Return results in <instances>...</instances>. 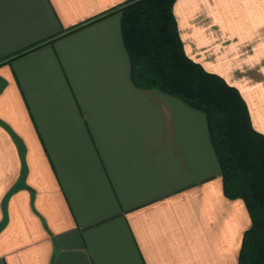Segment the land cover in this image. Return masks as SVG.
Wrapping results in <instances>:
<instances>
[{
	"label": "crops",
	"instance_id": "0c3cea01",
	"mask_svg": "<svg viewBox=\"0 0 264 264\" xmlns=\"http://www.w3.org/2000/svg\"><path fill=\"white\" fill-rule=\"evenodd\" d=\"M127 0H0V264H238L206 117L135 86ZM186 56L264 135V0H175Z\"/></svg>",
	"mask_w": 264,
	"mask_h": 264
},
{
	"label": "trees",
	"instance_id": "16d2710c",
	"mask_svg": "<svg viewBox=\"0 0 264 264\" xmlns=\"http://www.w3.org/2000/svg\"><path fill=\"white\" fill-rule=\"evenodd\" d=\"M174 2L127 0L104 15L120 13L135 86L164 92L204 113L223 192L241 199L250 218L238 264H264V135L253 128L238 90L186 56Z\"/></svg>",
	"mask_w": 264,
	"mask_h": 264
}]
</instances>
